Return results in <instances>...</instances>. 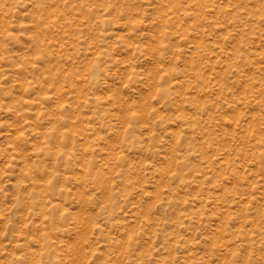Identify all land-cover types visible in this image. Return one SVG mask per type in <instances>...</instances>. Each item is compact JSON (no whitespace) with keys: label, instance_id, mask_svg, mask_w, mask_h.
I'll return each instance as SVG.
<instances>
[{"label":"rangeland","instance_id":"374dc122","mask_svg":"<svg viewBox=\"0 0 264 264\" xmlns=\"http://www.w3.org/2000/svg\"><path fill=\"white\" fill-rule=\"evenodd\" d=\"M0 264H264V0H0Z\"/></svg>","mask_w":264,"mask_h":264}]
</instances>
